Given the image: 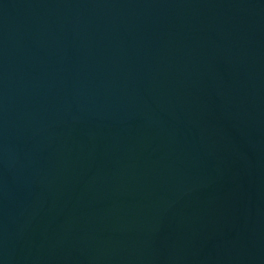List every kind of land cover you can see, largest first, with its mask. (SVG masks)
Returning a JSON list of instances; mask_svg holds the SVG:
<instances>
[{
	"label": "water",
	"instance_id": "water-1",
	"mask_svg": "<svg viewBox=\"0 0 264 264\" xmlns=\"http://www.w3.org/2000/svg\"><path fill=\"white\" fill-rule=\"evenodd\" d=\"M0 264H264V0H0Z\"/></svg>",
	"mask_w": 264,
	"mask_h": 264
}]
</instances>
